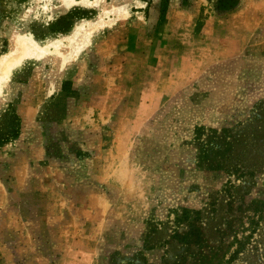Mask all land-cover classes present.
I'll use <instances>...</instances> for the list:
<instances>
[{
  "label": "rangeland",
  "instance_id": "1",
  "mask_svg": "<svg viewBox=\"0 0 264 264\" xmlns=\"http://www.w3.org/2000/svg\"><path fill=\"white\" fill-rule=\"evenodd\" d=\"M128 1L0 86V264H264V0ZM60 3L0 0V55L97 13Z\"/></svg>",
  "mask_w": 264,
  "mask_h": 264
},
{
  "label": "bare ground",
  "instance_id": "2",
  "mask_svg": "<svg viewBox=\"0 0 264 264\" xmlns=\"http://www.w3.org/2000/svg\"><path fill=\"white\" fill-rule=\"evenodd\" d=\"M127 2L132 3L128 0ZM138 2L135 1L137 4ZM74 6L94 9L97 13L89 18L76 19L68 32L58 33V36L46 41L36 40L29 33L11 36L9 49L0 55V86L9 78L11 71L27 59L54 57L57 60V69L60 71L89 45L90 38L95 32L127 14L124 3L107 4L106 0H61L54 11L66 12Z\"/></svg>",
  "mask_w": 264,
  "mask_h": 264
},
{
  "label": "trees",
  "instance_id": "3",
  "mask_svg": "<svg viewBox=\"0 0 264 264\" xmlns=\"http://www.w3.org/2000/svg\"><path fill=\"white\" fill-rule=\"evenodd\" d=\"M236 4V0H217V9L220 11H228ZM18 119L13 114L10 130L6 135L0 137V142L7 140L8 138H14L17 135ZM188 235H192L191 233Z\"/></svg>",
  "mask_w": 264,
  "mask_h": 264
},
{
  "label": "crops",
  "instance_id": "4",
  "mask_svg": "<svg viewBox=\"0 0 264 264\" xmlns=\"http://www.w3.org/2000/svg\"><path fill=\"white\" fill-rule=\"evenodd\" d=\"M135 1H139V3H140L139 6L136 8L138 13H141L144 16V14H146V12L148 10L152 11L151 21H156V19H157V13H156L157 10H156L155 6L150 3L149 0H134L133 3H135ZM167 10H168V8H167ZM167 10H166V13L164 15L165 18H164V22H163L164 23L163 25H164L165 28H166L165 25L169 24V21H168L169 18H168V15H167ZM153 12H154V14H153ZM168 14H169V12H168Z\"/></svg>",
  "mask_w": 264,
  "mask_h": 264
}]
</instances>
